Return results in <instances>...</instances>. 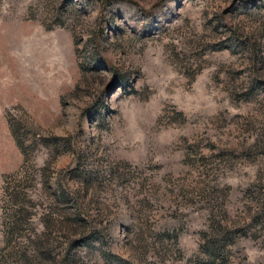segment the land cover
<instances>
[{
	"label": "rangeland",
	"instance_id": "1",
	"mask_svg": "<svg viewBox=\"0 0 264 264\" xmlns=\"http://www.w3.org/2000/svg\"><path fill=\"white\" fill-rule=\"evenodd\" d=\"M0 264H264V0H0Z\"/></svg>",
	"mask_w": 264,
	"mask_h": 264
}]
</instances>
